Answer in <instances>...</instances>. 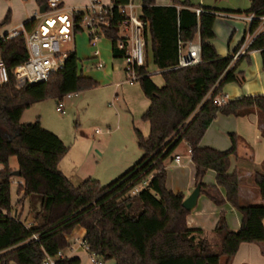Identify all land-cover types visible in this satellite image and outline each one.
<instances>
[{
  "label": "trees",
  "instance_id": "1",
  "mask_svg": "<svg viewBox=\"0 0 264 264\" xmlns=\"http://www.w3.org/2000/svg\"><path fill=\"white\" fill-rule=\"evenodd\" d=\"M108 25L99 34L111 41L114 59L125 56L120 23L124 19L120 5L128 0H113ZM47 0H36L39 6ZM140 17L148 25L152 59L164 81L157 86L147 71L140 70L138 82L149 107L141 120L149 124L144 137L134 130L136 143L143 154L136 164L115 181L102 186L94 179L78 185L60 170L58 164L68 147L55 134L42 127L37 118L21 123L23 111L47 98L61 99L72 92L98 86L92 78L83 77L77 67L76 53L70 52L63 65L51 73L45 82L25 84L19 89L13 68L28 57L25 38L21 35L0 41V59L10 71V79L0 85V264H41L46 256H54L68 246L66 237L76 226L86 233L84 240L103 261L115 264H221L228 262L242 243L264 242V204L244 205L238 192V176L229 173V157L236 153V137L231 135L232 149L217 151L200 147L199 143L209 124L220 114L240 116L258 111L264 134V95L244 96L222 105L215 103L226 83L242 82L232 66L233 56H219L211 40L217 9L187 2L167 7L155 0H141ZM180 6V8H177ZM225 13H229L224 11ZM253 15L249 32L263 24L264 0H251L248 11ZM80 17V16H78ZM10 12L0 22V31L7 24ZM33 20L24 24L27 29ZM80 30L79 28L76 31ZM4 36L6 35L3 34ZM189 42H198L200 62L180 68L179 51ZM243 40L239 43L242 44ZM259 50L264 70V31L249 43L246 52ZM180 142L190 148V158L196 167V184L216 206L228 202L241 214V227L232 231L222 216L214 230L216 243L196 239V230L189 229L186 217L190 211L182 203L185 195L166 188L164 160ZM15 157L23 192L17 205L28 197L32 226H26L19 212L11 213L10 186L13 168L9 160ZM215 173L216 185L203 184L206 170ZM256 185L264 201V176L255 175ZM148 184L136 194L132 191L143 182ZM224 189L225 197L219 193ZM36 235L37 239L33 236ZM56 264H80L77 258H60Z\"/></svg>",
  "mask_w": 264,
  "mask_h": 264
},
{
  "label": "crops",
  "instance_id": "2",
  "mask_svg": "<svg viewBox=\"0 0 264 264\" xmlns=\"http://www.w3.org/2000/svg\"><path fill=\"white\" fill-rule=\"evenodd\" d=\"M89 1L90 0H62V8L63 10H69V8L84 10L89 4ZM98 1L105 5H112L114 2L113 0ZM128 1L133 5L135 13L137 15H141V0ZM175 2L179 4H182L183 2L190 3L195 7L193 8L195 11L198 10L196 9L197 6L219 10L216 13L217 17L212 27V31H214L215 36L211 40V44L215 47L216 53L219 56H234L239 50H245L243 55L233 58L232 60V66L236 64V72L240 74L242 82L239 83L234 81L224 84L221 87L219 94L226 95L228 102L235 101V99H239L244 96L264 95V70L262 67L260 51L249 50V52H246L251 40L257 34L264 31L263 24L260 25L254 33H250V21L247 18L251 14L247 15L245 13L236 12L248 11L251 0H155L156 5L162 7L174 5ZM32 3H28V6L26 5L27 7H25V9H20V11H12L9 9V22L1 29L0 35L19 29L21 25L33 20L37 12H39L40 6L36 3V0H33ZM177 8H180V6H177ZM224 11L229 13H225ZM4 17L0 16V22H2ZM33 22L35 21L33 20ZM120 33L122 35L124 33L129 34L128 31L123 29H120ZM242 40L243 42L239 46V43ZM73 41L68 43L69 47L67 48H65L64 45V50L69 53L73 51L76 53L78 58L77 67L79 69V73L83 77L92 78L96 83H98V86L101 84L100 87L107 84L104 81H108V85L114 88L112 92V95H114L113 99L116 100L120 93L121 104L124 105V108H127L130 101L134 99V102L140 105V108L137 109V112L135 113L137 115L135 120H138L140 115L149 107L150 101L145 98L144 95L142 97L139 86H137V88H133L134 84L129 85L124 82V64L120 66L114 65L113 61L110 59V54L111 57H113L111 41L107 39L106 41L100 43L99 46L97 43L95 47L90 45L91 50L87 52L88 56L85 58V63L78 57L77 51H75L77 43L76 40L73 39ZM106 49L110 50V53H107ZM146 49L147 71L149 72L151 68L148 63L150 62L151 65H154V63L152 59L151 41L148 38ZM98 64H101V67H99ZM154 66L156 67V65ZM154 73L158 77L157 80L152 78V74ZM152 74H149L151 81H154L157 86H162L164 81L161 77L160 70L156 67V70H154ZM98 86L90 88V90L97 91V89L100 88ZM83 92H86V90ZM83 92L80 91L75 93L80 94ZM93 103L97 109L101 107L102 104H105L103 99L100 97L95 98ZM116 115L118 118L117 120L121 121L122 116L117 113ZM23 119L22 114L21 123L30 120ZM104 119H106V117ZM145 123L146 126L142 127V131H140L144 137H148L150 133L149 124L147 122ZM95 130H98V132H95ZM134 130L139 129L134 127ZM103 133L111 134L112 131L108 127H105L104 129L95 128L92 131L93 136L101 135ZM231 135H235L237 147L236 153L229 157V173L235 172L238 176V192L241 201L244 205L264 204V201L261 199L258 192L255 180L256 174L264 176V134L258 111L252 110L251 112L240 116H226L220 114L209 124L199 145L202 148L211 147L217 151H230L233 146L230 139ZM115 153L119 154V156H117L112 163H110V160L105 158L102 161L100 158V161L93 159V167L91 169L92 173L95 174L97 167L101 165H103L102 167L108 173H113V171L119 172L125 168L123 167V160H128V162L133 160L130 153L122 152L120 148H117ZM176 155L180 157V164H176L174 162V157ZM87 157L86 159L88 160ZM9 166L12 167L14 171L18 170L17 165H10V160ZM2 169L3 167L0 165V170ZM164 169L166 173V188L174 193L181 192L185 195V198H187L189 193L196 186V167L190 158L188 145L184 142H180L171 155L164 160ZM60 170L64 173L62 168H60ZM71 175L72 173H70V176ZM65 176L69 179V175L65 174ZM203 177V184L210 186L216 185V177L213 170H206ZM20 183H22V180L19 177H13L11 180V213H21L20 216L25 225L32 226L33 220L29 213L30 199L26 197L22 205H17V201L23 195V192H18ZM218 190L219 193L225 197L224 189L219 188ZM222 216H224L226 224L232 231L239 230L241 227V214L238 210L234 209L228 202H224L221 206H216L206 195L200 193L195 208L186 217V225L189 229L191 228L196 230L194 233L196 239H207L211 241L214 237V230L216 228L215 225ZM262 224L264 225V219ZM85 233L86 231L83 228L76 226L74 231L66 237L68 246L62 250V253L66 258L78 257L81 262L80 264L88 263L86 252L77 245V240L84 238ZM9 264L15 263L12 261ZM103 264H105V262ZM112 264H115V261H113ZM221 264H264V242L240 244L239 249L231 257V259L228 262L223 260Z\"/></svg>",
  "mask_w": 264,
  "mask_h": 264
},
{
  "label": "built area",
  "instance_id": "3",
  "mask_svg": "<svg viewBox=\"0 0 264 264\" xmlns=\"http://www.w3.org/2000/svg\"><path fill=\"white\" fill-rule=\"evenodd\" d=\"M46 10L43 13L37 12L35 22L32 23L30 29L21 25L19 29L13 30L6 35H0V41L13 39L23 36L26 42L28 57L22 64L13 68L12 74L15 78L17 88L21 89L25 84L36 85L45 82L49 75L58 70L70 54L64 50V45L70 43L74 39L76 29H87L89 31V43L95 47L99 41L100 29L104 25H108L107 16L111 13L112 5H105L98 0H90L84 10L77 8H69L63 10L62 0H47ZM120 13L124 19L120 23L123 30L129 34H123L124 41H119L117 47L125 48L126 53L124 59V82L133 85L140 78V70L147 67V38L148 23L137 15L133 5H120ZM200 10H196V14ZM80 16V17H78ZM249 21L253 19V15L248 16ZM264 21V18H263ZM200 50L198 42H189L184 50L179 51L178 64L180 68L194 65L200 62ZM245 53L244 49L239 50L233 58H237ZM101 67V64H98ZM149 73V72H148ZM150 74V73H149ZM10 79V71L0 59V85L6 84ZM76 93H68L64 95L56 104V111L63 114L65 112V102L63 99H71ZM227 96L218 94L215 99L217 105L227 103ZM98 132V130H95ZM190 153V148L188 147ZM179 156L174 157V162L180 164ZM23 183H20L22 185ZM148 184V181L140 184L139 187L132 191L136 194ZM37 239V236H33ZM77 245L83 249L88 257L87 264H103V260L93 251H91L88 243L82 238L77 240ZM62 250L54 256H46L41 264H56L57 260L64 258Z\"/></svg>",
  "mask_w": 264,
  "mask_h": 264
},
{
  "label": "rangeland",
  "instance_id": "4",
  "mask_svg": "<svg viewBox=\"0 0 264 264\" xmlns=\"http://www.w3.org/2000/svg\"><path fill=\"white\" fill-rule=\"evenodd\" d=\"M32 2L33 0H0V16L4 17L9 9L12 11H20L22 8L25 9L28 6L27 4ZM74 35V40L77 43L75 51H77L78 57L85 63V58L88 56L87 52L91 50L89 31L87 29L78 30ZM107 39L102 34L99 37L98 46ZM67 47H69L68 43L65 44V48ZM107 53H110V50H107ZM110 59L114 65L120 66L124 64L123 58L114 59L110 54ZM148 65L151 68L149 73L152 74L156 70V67L151 65L150 62ZM152 78L157 80L158 77L154 73L152 74ZM104 82L107 84H104L103 87H100V84L98 86L100 88L97 91L88 89L86 92L81 91L83 93L75 94L71 99H63L65 102V112L63 114L56 111V104L59 101L58 98H47L31 105L23 111V120L30 119L27 122H32L38 118L44 129L58 136L68 147L69 150L60 160L59 166L65 174L69 175V180L74 186L86 179H94L99 181L102 186H107V184L115 181L125 171L133 167L143 154L142 150L137 147L134 131V127L141 130L142 127L146 126V123L141 120V113L139 119L135 120L137 118L135 113L140 108V105L138 103L136 104L133 99L128 104V107L124 108V105L121 104V94L119 93L116 100L113 99L114 95H112V92L114 88L108 85V81ZM137 86L140 87L138 81H136L133 88H137ZM140 91L143 97L141 87ZM98 97L103 99L105 104H102L97 109L93 102ZM116 113L122 116L121 121L117 120ZM105 117L106 119H104ZM105 127H108L112 133L92 135L93 129H104ZM117 148H120L122 152L130 153L133 160L129 162L128 160H123L122 163L125 168L122 171L108 173L102 167L103 165H101L97 167L95 174H93L91 170L93 167V159L102 161L105 158L112 163L119 156V154L115 153ZM10 165H17L15 157L10 158ZM70 173L73 176H70ZM215 241L213 237L211 242L216 243ZM104 262L105 264H112L113 260Z\"/></svg>",
  "mask_w": 264,
  "mask_h": 264
},
{
  "label": "water",
  "instance_id": "5",
  "mask_svg": "<svg viewBox=\"0 0 264 264\" xmlns=\"http://www.w3.org/2000/svg\"><path fill=\"white\" fill-rule=\"evenodd\" d=\"M46 10V5H42L39 7V12L43 13ZM13 177H20V171L16 170L12 173ZM200 196V184L197 183L194 189L189 193V196L184 199L182 206L188 210V211H193L197 204V200Z\"/></svg>",
  "mask_w": 264,
  "mask_h": 264
}]
</instances>
